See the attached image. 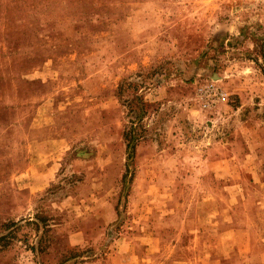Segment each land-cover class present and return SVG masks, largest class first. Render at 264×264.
Here are the masks:
<instances>
[{
    "label": "rangeland",
    "instance_id": "obj_1",
    "mask_svg": "<svg viewBox=\"0 0 264 264\" xmlns=\"http://www.w3.org/2000/svg\"><path fill=\"white\" fill-rule=\"evenodd\" d=\"M0 264H264V0H0Z\"/></svg>",
    "mask_w": 264,
    "mask_h": 264
},
{
    "label": "crops",
    "instance_id": "obj_2",
    "mask_svg": "<svg viewBox=\"0 0 264 264\" xmlns=\"http://www.w3.org/2000/svg\"><path fill=\"white\" fill-rule=\"evenodd\" d=\"M237 159L236 158H228V159H213L212 161L209 162L208 167L212 170L214 176L216 179L218 180H227L229 179L228 176H230L234 169H236V167L238 165H240V163H236ZM246 162V161H245ZM214 195H216L214 193ZM194 211H196L198 213H200L198 217L202 218L206 215H210V217H216V216H220V211L218 210V208L216 207L215 204H211V205H204L201 208H199V206H195ZM204 212V213H203ZM209 213V214H208ZM228 213V211H227ZM218 224V225H217ZM229 226L228 230L225 233H229L232 232L235 234V228L231 226V223H223ZM212 225H217V228L220 226V223L216 220V222H213ZM199 234H201V229H199ZM235 236V235H234ZM199 242H201L199 240ZM251 243V239H247L246 240V244L249 245ZM197 244H199L197 242ZM136 258L139 260L140 256H136ZM118 260V262L124 261V263H128V259L124 258V257H117L116 258Z\"/></svg>",
    "mask_w": 264,
    "mask_h": 264
},
{
    "label": "built area",
    "instance_id": "obj_3",
    "mask_svg": "<svg viewBox=\"0 0 264 264\" xmlns=\"http://www.w3.org/2000/svg\"><path fill=\"white\" fill-rule=\"evenodd\" d=\"M199 93L201 96L202 107L204 109L211 107V103H213V101H220L221 99H225L227 97V94L220 90V88L213 82L203 88H200Z\"/></svg>",
    "mask_w": 264,
    "mask_h": 264
},
{
    "label": "trees",
    "instance_id": "obj_4",
    "mask_svg": "<svg viewBox=\"0 0 264 264\" xmlns=\"http://www.w3.org/2000/svg\"><path fill=\"white\" fill-rule=\"evenodd\" d=\"M134 129L132 131V133H130V140H129V147H132V145H135V143L137 142V138L135 137V134H134Z\"/></svg>",
    "mask_w": 264,
    "mask_h": 264
}]
</instances>
